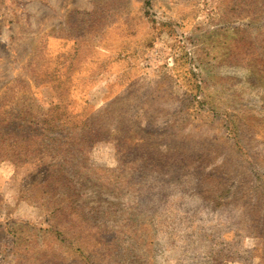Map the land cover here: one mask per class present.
<instances>
[{"label": "rangeland", "instance_id": "obj_1", "mask_svg": "<svg viewBox=\"0 0 264 264\" xmlns=\"http://www.w3.org/2000/svg\"><path fill=\"white\" fill-rule=\"evenodd\" d=\"M0 264H264V0H0Z\"/></svg>", "mask_w": 264, "mask_h": 264}, {"label": "trees", "instance_id": "obj_2", "mask_svg": "<svg viewBox=\"0 0 264 264\" xmlns=\"http://www.w3.org/2000/svg\"><path fill=\"white\" fill-rule=\"evenodd\" d=\"M51 82H54L52 79ZM53 90L58 99L57 104L51 109L46 118L40 123H34L35 129L30 128L27 136L22 137L27 142V149L23 151L22 155L26 158H33L34 155L39 154L40 159L56 158L57 156H65V161L72 156L73 152L87 154L91 148L102 141L105 137L97 133L95 126L89 120H77L66 112V105H64V97L59 93V86L53 85ZM29 124L28 120H21L17 128H23L21 125ZM32 126L33 123H30ZM137 147V146H135ZM60 166L55 172L53 171L48 179L58 180V183L63 185L69 192H74L71 185L72 181L66 173L59 171ZM47 181V182H48ZM62 182V183H61ZM71 210L84 221L83 209L81 207H72ZM57 211V210H56ZM55 212V211H54ZM53 212V213H54Z\"/></svg>", "mask_w": 264, "mask_h": 264}]
</instances>
